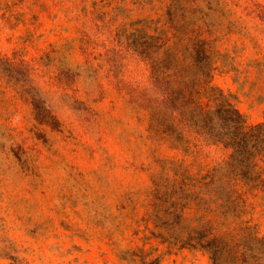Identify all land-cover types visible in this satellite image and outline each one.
Here are the masks:
<instances>
[{
    "label": "rangeland",
    "instance_id": "rangeland-1",
    "mask_svg": "<svg viewBox=\"0 0 264 264\" xmlns=\"http://www.w3.org/2000/svg\"><path fill=\"white\" fill-rule=\"evenodd\" d=\"M218 90L264 122V0H0V264L249 250L264 162L198 132Z\"/></svg>",
    "mask_w": 264,
    "mask_h": 264
},
{
    "label": "trees",
    "instance_id": "trees-1",
    "mask_svg": "<svg viewBox=\"0 0 264 264\" xmlns=\"http://www.w3.org/2000/svg\"><path fill=\"white\" fill-rule=\"evenodd\" d=\"M215 95L217 98V107L224 106L223 110H214L212 106L203 108L200 115L205 114L207 118L203 125H198L197 130L213 138V143L221 146L223 149L229 151V158L224 162V166L228 171L234 175L236 179L253 176L258 173V167L261 162H264V122L253 125H248L240 110L228 101L221 90H218ZM220 109V108H219ZM224 119V123H216L215 118ZM236 194V190H233ZM239 200L234 198L230 203L235 204ZM248 242L249 250L246 248L240 253L233 248L229 253L230 259L224 257L226 248L222 246L218 255L214 256L213 264H257L254 260L260 259L261 256L258 246H254V242L264 243V237L253 238ZM248 251L252 253L248 255ZM257 251V252H256ZM139 256L132 252L129 259L130 264H138L140 262ZM148 262L144 259L143 264Z\"/></svg>",
    "mask_w": 264,
    "mask_h": 264
}]
</instances>
